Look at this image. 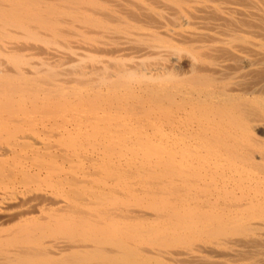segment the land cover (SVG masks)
I'll return each instance as SVG.
<instances>
[{"label":"bare ground","instance_id":"1","mask_svg":"<svg viewBox=\"0 0 264 264\" xmlns=\"http://www.w3.org/2000/svg\"><path fill=\"white\" fill-rule=\"evenodd\" d=\"M0 264H264V0H0Z\"/></svg>","mask_w":264,"mask_h":264}]
</instances>
